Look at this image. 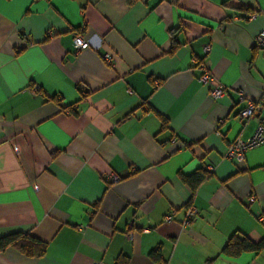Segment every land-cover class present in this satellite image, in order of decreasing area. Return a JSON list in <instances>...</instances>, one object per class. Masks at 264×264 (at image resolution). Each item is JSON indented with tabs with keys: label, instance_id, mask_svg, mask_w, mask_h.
<instances>
[{
	"label": "crops",
	"instance_id": "obj_1",
	"mask_svg": "<svg viewBox=\"0 0 264 264\" xmlns=\"http://www.w3.org/2000/svg\"><path fill=\"white\" fill-rule=\"evenodd\" d=\"M261 29L264 0H0V237L46 243L0 264H264L222 251L264 240V144L224 157L259 120L239 113L264 90Z\"/></svg>",
	"mask_w": 264,
	"mask_h": 264
},
{
	"label": "built area",
	"instance_id": "obj_2",
	"mask_svg": "<svg viewBox=\"0 0 264 264\" xmlns=\"http://www.w3.org/2000/svg\"><path fill=\"white\" fill-rule=\"evenodd\" d=\"M255 14L251 13L248 14V18H252ZM73 44L76 50H82L89 46L88 40L82 38L79 33L73 34ZM254 45L258 48H264V29H261L255 36H254ZM203 50L208 52L209 46H204ZM103 59L107 63H111L112 55L110 53H104ZM197 67L200 70V74L197 80L201 84L208 85V94L209 96L216 100L220 98L224 94L223 87L216 81L215 77L209 72L206 64L204 62H199ZM33 89H37V86H32ZM255 114L259 115V120L254 128L252 134L245 138H235L231 141L225 150L224 157L233 161L234 163H241L244 160V154L247 150L264 144V90H262L261 95L259 98L253 102L249 101L246 107L240 111L239 115L241 118H251ZM119 176L114 173H109L105 176V180L107 182H115L119 180ZM250 199L253 196L249 197ZM173 215V210L169 212L165 216L166 221H170ZM197 216V210L193 206H187L185 208L184 217L182 219L181 225L186 226L188 225L195 217ZM260 219L264 221V215L260 216ZM131 235H129L130 237ZM92 264H108L103 261H96Z\"/></svg>",
	"mask_w": 264,
	"mask_h": 264
},
{
	"label": "trees",
	"instance_id": "obj_3",
	"mask_svg": "<svg viewBox=\"0 0 264 264\" xmlns=\"http://www.w3.org/2000/svg\"><path fill=\"white\" fill-rule=\"evenodd\" d=\"M70 107V106H69ZM206 177L204 171H197L191 176L183 177L191 189H195L197 185ZM14 248L25 256L39 257L42 256L46 249V243L27 233L15 232L0 237V251L6 248ZM264 250V240L254 242L246 236L232 235L223 247V253L229 256H236L242 251H261ZM158 248L150 251V256L155 258Z\"/></svg>",
	"mask_w": 264,
	"mask_h": 264
}]
</instances>
